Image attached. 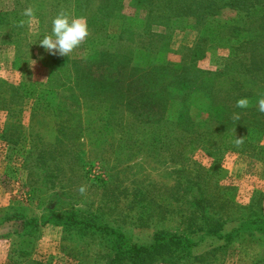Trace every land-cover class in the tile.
<instances>
[{"label": "trees", "instance_id": "obj_1", "mask_svg": "<svg viewBox=\"0 0 264 264\" xmlns=\"http://www.w3.org/2000/svg\"><path fill=\"white\" fill-rule=\"evenodd\" d=\"M6 3L0 7V45L14 47V58L8 67L20 75L23 63L33 59L27 56L31 51L25 33L27 25L17 26L21 19H27L22 16L26 7L17 9L14 0ZM225 8L244 13L241 27L219 23V12ZM61 9L75 17L86 18L89 35L76 49L90 51L95 56L71 62L70 71L74 76L70 88L77 93L73 99L78 102L88 97L96 105L99 109L96 122L119 134L112 141L111 149L126 146L124 151L127 152L118 154L124 156L123 160L131 158L135 146L145 148L152 155L164 156L167 162L176 165L171 171L174 175L171 192L180 190L181 193L177 198L174 193H167V196L172 201L183 200L189 212L188 217H182L181 223L190 225H186V229L197 236L194 242H188L158 231L152 235L149 248L136 247L116 231L95 221L76 220L74 213L68 211L64 218L68 219L70 227L78 232L108 235L116 245L113 254L104 253L95 264H208V259H215L217 253L224 254L233 243L239 250L242 239L238 235L243 229L252 241L247 253H241L240 260L248 264L264 263V247L258 255L251 245L259 234L264 239L261 193H252L246 204L236 205L234 189H224L219 184L220 161L224 154H242L260 161L254 154L264 152V147L253 145L249 140L252 133H264V113L258 110L256 103L257 98L264 95V0H128L127 3L124 0H44L35 10L34 22H38L35 30L50 34L52 19ZM47 11L46 18L41 16L40 13ZM157 27L178 29L180 33L194 32L191 46L187 47L188 43L184 42L177 46L186 50L185 53L177 52V63L156 59L158 52L174 46L171 35L152 31ZM214 49L228 51L221 68L214 72L200 69L197 61ZM137 52H150L151 57L140 61L135 58ZM48 60L58 61L65 68L64 64L69 63L68 56L49 57ZM30 80L12 85L0 78V111L6 119L0 130L1 142L18 144L22 134L18 115L23 100H31L33 112L60 111L49 101L53 92L38 86L33 76ZM193 94L202 95L208 103L205 119L197 123L188 115L187 102ZM245 97L250 100V106L237 108V100ZM170 103L178 110L174 118L165 114ZM234 114H239V120L233 119ZM236 138L243 139L239 147L235 144ZM189 145L197 146L211 159L210 169L200 168L196 163H191L193 168L190 167L185 156ZM41 154L38 152L37 156L43 162ZM138 200L141 204H154L144 195ZM230 204L236 206L234 213L237 210L248 213L243 221L230 217L226 211ZM163 208L169 212L167 205ZM143 214L147 219L152 216L151 212ZM192 220L205 229L195 234ZM8 224L11 229L0 234V238L10 240L14 247L10 246L2 264H50L32 257L40 229L36 219L11 208L0 209V228ZM206 239L218 245L204 249L200 255L192 254L191 249H198ZM63 254L75 261L74 264H83L80 257H73V250L71 253L63 251ZM219 255L217 258L223 261Z\"/></svg>", "mask_w": 264, "mask_h": 264}, {"label": "rangeland", "instance_id": "obj_2", "mask_svg": "<svg viewBox=\"0 0 264 264\" xmlns=\"http://www.w3.org/2000/svg\"><path fill=\"white\" fill-rule=\"evenodd\" d=\"M6 1L0 0V7L5 6ZM43 1L14 0V3L17 9L32 6L37 11ZM127 1L124 0V3ZM40 14L46 18L48 11ZM244 17L242 12L225 8L219 12L218 20L220 24L241 27ZM34 21L26 24L25 31L31 45L27 56L33 59L23 63L22 74L8 67L14 58V47L10 44L0 45V78L15 85L21 80L30 82L33 76L38 86L53 92L49 101L60 109L55 112H33L31 100H23L18 115L22 133L18 144L10 145L0 140V209L5 211L11 208L18 214L22 213L38 221L39 236L34 243L32 257L36 261H47L50 264H74L75 261L63 254V251L71 253L73 250V257H80L83 264H95L104 253L113 254L116 245L111 243L110 236L99 232H78L64 218L68 211L74 213L76 220L95 221L98 225L116 231L127 243L136 247L149 248L152 235L158 231L194 242L197 236L192 235L189 228L186 229V225H190L181 223L182 217H186L189 210L183 205L182 199L172 201L167 196V193H174L171 192L174 186L171 171L176 169V165L167 162L164 156L152 155L141 147H132L129 160H123L124 156L118 155L127 152L124 151L126 146L111 149L112 141L119 134L96 122L99 118L96 105L88 97L75 102L73 95L77 94L74 93L76 90L70 88L74 76L70 71L71 62L95 56L90 51L75 49L68 55L69 63L64 64L66 68L58 61L47 62L49 57L60 55H52L40 46L39 41L45 34L44 30H35L38 22ZM152 31L172 36L174 46L168 51L158 52L156 59L173 63L179 61L177 52L186 51L177 46L183 42L188 43L187 47L191 46L195 36L192 31L180 33L173 28L163 30L157 27ZM227 54L226 49L209 50L197 61V66L203 70L217 71ZM148 57H151L150 52L135 54V58L140 61ZM44 63H48L47 67ZM187 103L190 120L194 123L203 121L208 107L204 97L193 94ZM177 112L174 103H170L165 114L174 118ZM4 121V112L0 111V130ZM249 140L253 145L264 147V133H252ZM38 152L42 153L43 162L38 160ZM254 155L260 161L235 153L224 154L220 161L222 177L219 184L224 189H234L236 205L239 202L246 204L252 193H261L264 204V152ZM185 156L190 167L191 163L204 169L212 166L211 159L195 145L187 147ZM81 185L87 188L84 195L78 192ZM180 193V190L175 191L176 198ZM142 195L154 201V204H141L138 199ZM163 205H167L169 212L164 211ZM235 208L230 204L226 211L235 221H243L248 213L241 210L234 213ZM143 212H151V218L147 219ZM99 213H102L100 217L93 218ZM8 227L11 224L1 227L0 234L9 231L11 228ZM191 228L195 234L201 233L199 229H205L195 220H192ZM238 236L242 239L239 250H236L233 243L224 254L217 253L215 259H208V264H248L246 260H240V257L241 253H247V246L252 240L244 233V229ZM256 237L257 241L251 245L259 255L261 247H264V239L262 234ZM247 240L249 242L246 243ZM11 244L10 240L0 238V264L4 262L10 246L13 249ZM217 245H212L211 240L206 239L205 244L199 245L198 249H191V252L200 255L204 249ZM218 255L223 261H219Z\"/></svg>", "mask_w": 264, "mask_h": 264}, {"label": "clouds", "instance_id": "obj_3", "mask_svg": "<svg viewBox=\"0 0 264 264\" xmlns=\"http://www.w3.org/2000/svg\"><path fill=\"white\" fill-rule=\"evenodd\" d=\"M22 16L27 19H21L18 22V27H25L26 24H31L35 16V9L29 6L24 9ZM89 35L86 18L75 17L66 9L58 11L57 15L52 19V28L50 34H46L39 41L41 47L52 55L59 54L67 57L76 48L83 44ZM258 110L264 113V95L257 98ZM250 106L248 98H240L236 102V107L240 109H247ZM233 119L239 120V114H234ZM243 139L236 138V146H240ZM87 191L86 186L81 185L78 192L84 195Z\"/></svg>", "mask_w": 264, "mask_h": 264}]
</instances>
